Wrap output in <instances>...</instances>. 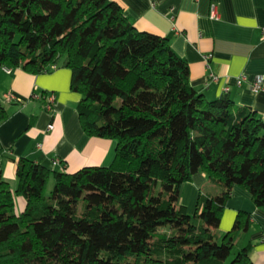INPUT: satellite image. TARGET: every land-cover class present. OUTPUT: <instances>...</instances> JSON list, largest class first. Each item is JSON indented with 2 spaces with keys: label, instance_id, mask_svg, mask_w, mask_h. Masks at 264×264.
I'll use <instances>...</instances> for the list:
<instances>
[{
  "label": "trees",
  "instance_id": "1",
  "mask_svg": "<svg viewBox=\"0 0 264 264\" xmlns=\"http://www.w3.org/2000/svg\"><path fill=\"white\" fill-rule=\"evenodd\" d=\"M2 68L69 69L82 130L115 156L74 173L18 158L15 188L0 178V264H253L249 245L233 253L249 215L218 228L233 186L264 210V120L196 91L166 38L113 0H0ZM196 173L218 193L200 191L189 215L180 193Z\"/></svg>",
  "mask_w": 264,
  "mask_h": 264
},
{
  "label": "crops",
  "instance_id": "2",
  "mask_svg": "<svg viewBox=\"0 0 264 264\" xmlns=\"http://www.w3.org/2000/svg\"><path fill=\"white\" fill-rule=\"evenodd\" d=\"M113 1L138 30L168 40L188 66L190 85L206 99L228 93L236 105L250 107L264 120V90H252L257 78L264 86V0ZM212 5L218 11L215 20L209 17ZM10 70L8 74L0 69V108L7 113L0 122V178L12 190L18 158L64 173L111 165L115 141L90 137L82 130L76 112L80 95L70 90L69 69L56 68L47 74ZM239 78L242 83L237 86ZM45 94L55 97L50 112L44 108ZM55 158L60 165L54 166ZM200 191L214 195L218 188L202 173L182 186L179 201L189 215ZM23 207V200L16 197L15 212ZM238 212L249 215L250 229L235 239L233 253L249 245L252 263L264 264V210L252 203L245 189L233 186L220 219L221 234L232 228Z\"/></svg>",
  "mask_w": 264,
  "mask_h": 264
},
{
  "label": "built area",
  "instance_id": "3",
  "mask_svg": "<svg viewBox=\"0 0 264 264\" xmlns=\"http://www.w3.org/2000/svg\"><path fill=\"white\" fill-rule=\"evenodd\" d=\"M209 17H210V19H214V20L218 18V11H217L216 6L212 5L210 7ZM263 36H264V30H263ZM2 70L5 73H8V74L11 72V70L9 68H2ZM241 83H242V79L241 78L237 79V81H236L237 86H240ZM252 90L254 92L264 90L263 81H262L261 78H257L253 82V84H252ZM7 99L8 100H12L14 98L12 96H8ZM54 99H55L54 95H52V94H45L44 108L47 111H49V112L51 111V107H52V104L54 103ZM51 128H52L51 126L48 127V129H51ZM60 163H61L60 160L57 159V158H55L53 160L54 166H58V165H60Z\"/></svg>",
  "mask_w": 264,
  "mask_h": 264
},
{
  "label": "rangeland",
  "instance_id": "4",
  "mask_svg": "<svg viewBox=\"0 0 264 264\" xmlns=\"http://www.w3.org/2000/svg\"><path fill=\"white\" fill-rule=\"evenodd\" d=\"M20 198V197H19ZM22 211V210H21Z\"/></svg>",
  "mask_w": 264,
  "mask_h": 264
}]
</instances>
